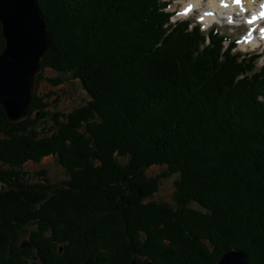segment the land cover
<instances>
[{
  "label": "trees",
  "instance_id": "trees-1",
  "mask_svg": "<svg viewBox=\"0 0 264 264\" xmlns=\"http://www.w3.org/2000/svg\"><path fill=\"white\" fill-rule=\"evenodd\" d=\"M38 3L52 42L43 68L60 76L47 80H77L91 101L52 113L35 95L19 124L0 106V264H215L230 249L264 264L259 56L171 24L165 0ZM48 156L68 175L49 197L18 170ZM152 166L178 176L174 205L150 200Z\"/></svg>",
  "mask_w": 264,
  "mask_h": 264
},
{
  "label": "water",
  "instance_id": "water-1",
  "mask_svg": "<svg viewBox=\"0 0 264 264\" xmlns=\"http://www.w3.org/2000/svg\"><path fill=\"white\" fill-rule=\"evenodd\" d=\"M0 24L5 41L0 54V106L8 124H19L31 114L37 76L52 42L38 0H0ZM32 247V243L22 246ZM215 264H249V255L230 249Z\"/></svg>",
  "mask_w": 264,
  "mask_h": 264
},
{
  "label": "rangeland",
  "instance_id": "rangeland-1",
  "mask_svg": "<svg viewBox=\"0 0 264 264\" xmlns=\"http://www.w3.org/2000/svg\"><path fill=\"white\" fill-rule=\"evenodd\" d=\"M167 1L170 6L168 7V11L170 13H173L175 16L173 17V22L175 21H182L184 19H187L188 21H193L194 23H198L196 21V18L202 15V12L200 14L196 11H192L195 13L190 18L187 17H178L182 13V6L188 2L190 3V0H165ZM207 1V0H205ZM219 0H208L206 4L202 0H198L199 3H201L200 7L201 9H209V6H217V2ZM222 3H226L225 0H221ZM258 1V0H257ZM257 3V2H256ZM186 5H184L185 7ZM219 7V6H217ZM185 9V8H183ZM211 10H216L211 8ZM208 19V18H207ZM171 20V21H172ZM212 22V21H211ZM210 23V22H207ZM223 23H217V29L222 34H225L227 37H229L232 41H238V45L235 48L237 51H239L242 54H249V53H258L261 55V59L258 62L259 69L264 63V48H259L258 50H254L252 46H243L241 37L239 34H242L241 29H235L230 27H224ZM1 25V24H0ZM206 26H204L202 29L203 31H207L205 29ZM264 47V46H263ZM44 76L46 80L41 81L40 83V94L45 96V94H49L48 99H46V102L49 104L47 110L52 113H69L72 112L82 106L87 105L91 101V97L86 93V91L83 89L82 85L74 79H63V81L57 85H52L47 79L52 78L56 79L60 77L57 73L52 71L51 69H44L43 70ZM34 119V117H33ZM48 119V118H46ZM43 121V120H40ZM41 128L44 130V132H40L43 135H50L52 134L56 126L54 123H52L50 120H46L41 124ZM41 130V129H40ZM20 171V177L21 181L23 183H28L27 186H34L38 185L41 186V184L44 185L46 179L49 181V183L55 185H62L66 183L68 179L67 173L64 171V169L58 164L55 158L53 157H45L41 162L39 163H29L24 165L23 167L18 169ZM166 174V167L161 166H152L148 168L146 176L148 178H155L159 181V189L156 194L150 199L159 203H167L170 205H174V197L173 194L176 192V181L178 180V176L175 174L171 175H165ZM25 178V179H24ZM6 189V184H1L0 182V189ZM193 209H200L197 205L191 204ZM28 240V235L24 236L21 239L20 246L27 245L25 242ZM29 264H34V260L28 259Z\"/></svg>",
  "mask_w": 264,
  "mask_h": 264
},
{
  "label": "bare ground",
  "instance_id": "bare-ground-1",
  "mask_svg": "<svg viewBox=\"0 0 264 264\" xmlns=\"http://www.w3.org/2000/svg\"><path fill=\"white\" fill-rule=\"evenodd\" d=\"M187 1V0H186ZM204 1L206 4L207 1ZM226 3H222L221 0H219L217 2V7L214 9L216 10H211V8H213L212 6H209V9H201L200 6L201 3L198 2V0H190V3L188 4V2H186L184 5H186L184 7V5L182 6V13L178 16V17H187L189 15V13H191V11L194 12H198L200 14V12H202L201 16V21L205 22V24H209L207 22H211L212 20L216 19V17H218V15H222L223 13H229L231 11L235 12L236 14H240L242 13V16H244V18H248L250 12H252V14L254 15V19L251 20L252 22H248L251 25V29H250V34L252 33V31H258L263 34V39H264V17L261 16L262 13H264L262 10H260V7L264 4V0H225ZM257 2V3H256ZM185 8V9H183ZM218 15H216V14ZM200 16V15H199ZM208 18V19H207ZM258 25H260V28H256ZM2 27V26H1ZM249 31V30H248ZM249 34V35H250ZM243 46H247V44L252 43L254 47L259 46L260 44H263L264 42H262L261 40H259L258 38H255L254 40L250 38H245L243 41Z\"/></svg>",
  "mask_w": 264,
  "mask_h": 264
},
{
  "label": "flooded vegetation",
  "instance_id": "flooded-vegetation-1",
  "mask_svg": "<svg viewBox=\"0 0 264 264\" xmlns=\"http://www.w3.org/2000/svg\"><path fill=\"white\" fill-rule=\"evenodd\" d=\"M40 83L38 82V85H37V89H36V91H35V95H38V97H43L41 94H40ZM30 116H33V112H32V110H31V114H30ZM29 116V117H30ZM39 131H41V130H39ZM49 157H53V156H49ZM54 158V157H53ZM44 159V158H43ZM42 159V160H43ZM41 160V161H42ZM40 161V162H41ZM39 163V162H38ZM26 164H29V163H26ZM25 164V165H26ZM9 169H11V168H5L4 166H2L1 167V170H7V174H8V176L10 175L9 173H11V172H9L8 170ZM7 177V176H6ZM10 177V176H9ZM0 182H1V184H5L4 182H2L1 180H0ZM55 186H57V184H55V185H53V184H51V183H49V181L46 179V181H45V183H44V186H38L41 190H42V193L43 194H45V196H51L52 194H54L55 192H56V187ZM2 190H4L3 188L2 189H0V191H2Z\"/></svg>",
  "mask_w": 264,
  "mask_h": 264
},
{
  "label": "snow or ice",
  "instance_id": "snow-or-ice-1",
  "mask_svg": "<svg viewBox=\"0 0 264 264\" xmlns=\"http://www.w3.org/2000/svg\"><path fill=\"white\" fill-rule=\"evenodd\" d=\"M261 16L264 17V13H262ZM251 22H252V21H250V23H251Z\"/></svg>",
  "mask_w": 264,
  "mask_h": 264
}]
</instances>
